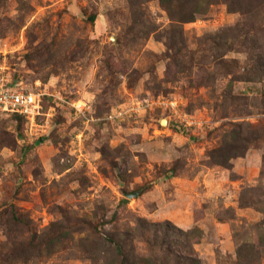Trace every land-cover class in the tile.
<instances>
[{"label":"rangeland","instance_id":"374dc122","mask_svg":"<svg viewBox=\"0 0 264 264\" xmlns=\"http://www.w3.org/2000/svg\"><path fill=\"white\" fill-rule=\"evenodd\" d=\"M0 59V264H264V0H0Z\"/></svg>","mask_w":264,"mask_h":264},{"label":"built area","instance_id":"2783aa9c","mask_svg":"<svg viewBox=\"0 0 264 264\" xmlns=\"http://www.w3.org/2000/svg\"><path fill=\"white\" fill-rule=\"evenodd\" d=\"M39 100L34 92L19 89L12 84L6 66L0 59V113H16L33 119L39 111Z\"/></svg>","mask_w":264,"mask_h":264},{"label":"trees","instance_id":"16d2710c","mask_svg":"<svg viewBox=\"0 0 264 264\" xmlns=\"http://www.w3.org/2000/svg\"><path fill=\"white\" fill-rule=\"evenodd\" d=\"M16 114V113H15ZM17 115H20V114H17ZM179 229V228H178ZM168 252L169 253H173L174 251L171 250V249H168ZM144 260L149 263V262H152L153 264H166L167 263V260L166 258H163L160 262L156 263L157 260H156V257H151V258H144ZM156 260V262H155ZM187 261H188V264H198L197 263V259L193 258V257H189L187 258Z\"/></svg>","mask_w":264,"mask_h":264}]
</instances>
